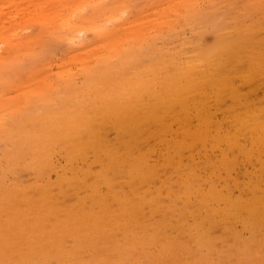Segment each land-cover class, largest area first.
<instances>
[{
    "label": "bare ground",
    "instance_id": "1",
    "mask_svg": "<svg viewBox=\"0 0 264 264\" xmlns=\"http://www.w3.org/2000/svg\"><path fill=\"white\" fill-rule=\"evenodd\" d=\"M194 1L168 0L130 12V18L120 17L127 12L128 0H0V70L25 67L22 58L26 57L29 67L40 70L31 75L38 87L34 98L30 92L0 98L2 153L9 169L0 178V264H264V219L258 222L259 217L264 218V188L258 183L249 187L251 200L229 197L228 206L221 211V218L229 217L231 223V219L240 218L251 232L248 239L241 231L217 233L215 228L225 227V223L214 226L210 222L203 235L185 220L191 213L199 221L202 215L198 211L203 207L209 215L220 210L214 203L221 193L201 188L202 178L193 179L190 167H181L176 159L192 146L195 110L200 114L214 108L209 115L226 111L234 122L231 130L217 123L220 133L228 132L224 134L228 145L220 151L224 159L229 158L228 148L246 151V136L248 140L256 138L260 145L252 153H264V105L253 106L251 98L258 87L241 88L252 87L256 77H264V50L259 45L244 50L245 36L252 28L224 25L214 44L193 42L195 49L191 50L170 49L163 43L166 30L161 28L173 17L170 14H179L192 24ZM249 4L254 10L261 7L254 0ZM34 24L40 27L31 33L28 28ZM26 29L29 31L24 34ZM89 33L93 37H88ZM46 34L61 36L72 49V53L67 50L72 56L58 65L54 80L42 74L53 65H42L44 59L38 58L46 53L41 48L46 46L42 45ZM243 54L250 57L245 68L237 60ZM131 67H140L134 76L128 70ZM78 72H89L84 84L74 83ZM208 83L211 85L206 86ZM201 93L204 102L192 111V99L197 100ZM228 93L231 102L226 104ZM3 104L9 105L14 115L5 119ZM35 104L42 111L30 114ZM177 104L183 108L177 110ZM151 118L162 127L158 134L169 131L170 120L180 121L175 137L164 141L160 152L162 164L169 168L168 182L164 176V185L154 188L148 187L153 178L161 177L159 166L149 162L147 152L134 151L131 138L132 123ZM198 121L201 129L197 133L210 132L209 118ZM115 122L127 123L121 138L101 137L100 126ZM157 140L163 141L161 137ZM219 142L214 137L211 143ZM57 148L65 154L71 175L60 173L52 181L49 173L56 165ZM90 157L100 169L90 166ZM7 173L13 177L8 179ZM103 184L109 186L107 196L115 202L109 209L100 200L105 194L98 192ZM162 188L175 195L176 215L156 222L149 216L146 223L139 224L134 219L139 207L131 198L138 197L142 207L151 199L163 202ZM68 189L76 195L69 208L57 197H64ZM244 205L249 206L245 214L241 210ZM115 225L128 232L124 242H117ZM100 235L110 237L109 241H92ZM232 238L236 245L230 243Z\"/></svg>",
    "mask_w": 264,
    "mask_h": 264
},
{
    "label": "rangeland",
    "instance_id": "2",
    "mask_svg": "<svg viewBox=\"0 0 264 264\" xmlns=\"http://www.w3.org/2000/svg\"><path fill=\"white\" fill-rule=\"evenodd\" d=\"M166 1L168 0H128V6L125 5V10H127V12L123 13L120 17L129 15V17L131 18L133 14L139 12L143 8H153V6L156 7L160 3H165ZM249 1L252 2V0H223V1L214 0L211 3H209V1L207 2V0H195L192 4V15H193L192 24L185 22L184 19H181V17L178 16L179 14H174V13L170 14V16H173V17H169V19L171 20L169 19L164 20V22L165 21L167 22V20H169L170 24L167 22L165 26L164 25L163 27L161 26L162 27L161 30H166L163 33L165 34L163 35V43L166 46H170V49H174L172 47H175L177 50L195 49L193 42L195 43L197 42L196 45L211 46L216 41L218 31L222 26L230 25L229 27L231 26L233 27L240 24V25H246L248 26V28H252V30L250 29L248 30L247 36H245V38H247L244 43L245 52L250 51L255 45L261 46V49L264 50V0H254L257 4L261 6L258 10H254L249 4ZM130 12L133 14H130ZM118 13H121L120 9ZM124 20L126 19L124 18ZM220 21L223 22L225 21V22L223 23ZM219 22L221 23L220 25ZM226 22H228V24ZM255 24L258 25L253 27ZM218 25L220 27H218ZM39 27L40 26L38 24H34L31 28H28L30 31L26 29L24 31V34L25 32L28 31L33 32L35 28H39ZM227 30L230 31V29ZM31 33L30 34L27 33V34L31 35ZM87 35L88 37H93L91 36L92 33H89ZM43 36L44 35H42L41 37ZM45 36L46 39L43 37V41H42L44 42L45 39V44L42 45L43 46L46 45V46L41 48H44L43 51L46 53L44 54L41 53L40 55L41 57L39 56L38 58L44 59L42 65H49V64L53 65L49 71L43 72L42 74L47 75L48 80H54L53 75L57 70H59L58 68L60 67L58 65L62 64L64 60H68L72 56L70 54L72 49L70 43L68 44L67 41L59 35L46 34ZM259 40L261 43L258 42ZM45 48L47 51L45 50ZM67 50H70V52L67 53ZM45 57L47 58L45 59ZM239 58L237 60L239 61L240 66L245 68L249 62L250 57L243 54ZM29 61L30 60L27 57L22 58V62L27 63L25 67L15 68L14 70H9V69L0 70V98L3 96L6 97L25 96V93L27 92L32 93V96H30L31 98L35 97L36 94H34V91L38 89V87L36 86L34 77H32L31 75L33 73L36 74L39 73L40 70L35 71L33 69H37L36 67L34 68L29 67V63H28ZM69 65L72 66V70L74 71L76 70V67L74 66V62H70ZM44 69H48V68H44ZM139 69L140 67H131L128 70H131L130 75L134 76L136 71H138ZM78 73L80 75H78ZM78 73L75 77L77 76L79 77H77L78 79L75 78L74 83L77 82L76 84L78 85L84 84L85 76L89 72H83V75L80 72ZM256 78L257 79L255 80L252 87L248 85H243V87L241 86L243 91H247L250 88L254 89L258 87V90L256 92L252 91L251 93V98L254 99L255 101L253 106H257L259 103L264 105V98H261L263 97L264 94V77L258 76ZM205 85L208 86L211 84L208 83ZM92 88H94V86ZM201 97H202V93L201 95H199V97H196L197 100L192 99V111H194L195 108L200 107L199 104L204 102L201 100ZM213 101H215V98H213ZM230 102H231L230 94L228 93L226 104ZM3 105L2 106L7 108L8 110L7 111L6 109H3L5 110L4 113H6L4 114V118L6 119L7 115L9 116L15 111L10 110L12 108L7 104H3ZM36 105L39 104L34 105L35 109L33 108L30 114H34L36 112L42 111V108L41 107L39 108ZM182 108H183L182 104L176 105L177 110H181ZM210 111L214 112V108L208 109V113ZM157 113L158 111L154 109V114L157 115ZM208 113L202 111L199 114L198 111L196 110L194 111V113L192 114L193 116L192 146L187 148L188 153H185L184 150L182 156L180 158L176 157V159L177 161H179L178 163L181 167L184 168L190 167V170H192L193 179H195L198 176L202 178L203 181L201 184L202 185L201 188L208 190L210 192L214 190V192L219 191L221 193V198L214 203L216 209H220V210H216L217 213H215L214 215H209L207 213L208 212L207 208L203 207L202 210L198 211L200 215H202V218H200L199 221L198 218L196 216L194 217V215H192L191 213L185 216V220L189 225L195 224L197 228V232H201L203 235H204L203 229L206 226H208L210 222H212L214 226L225 223L226 224L225 227L218 226V228H215L217 233H219L220 235H224V234H231L228 231H232V230L234 231V233L241 231L242 237L248 239L250 237L251 232H249V229L244 226L242 221H240V218L238 220L231 219L233 220V222L231 223L229 220H227L229 219V217L226 220H224V218H221L222 217L221 211L224 209L223 207L228 206L229 197L235 200V198L240 196L242 200H251L252 193L249 191V187H251L253 184L258 183L259 187L264 188V168L262 170V164L264 163V153L260 155H258V153H254L257 150V148L259 149L258 146L260 145H257L258 141L256 140V138L249 136L252 139L248 140V136H246V144H247L246 151L243 152L228 148L229 158H226L227 160L224 159L223 156L220 154V151L223 150L228 145L226 141L227 138L224 139V134L228 132L220 133L217 129L218 128L217 123L220 122L219 124H221L222 129L230 128L231 130L234 128L233 126L234 122L228 118L229 115L226 111L224 113L216 112L211 115H209ZM199 118L200 120L203 118H209L211 120V123H207V125L210 127L209 129L210 132L207 131L206 133L203 134L196 132L198 128L201 129V126L198 121ZM117 121L119 120L117 119ZM126 124L127 123H123V122L103 124L102 126H100L101 129L99 133H102L101 137L105 139L117 140L119 139V136L121 138L120 134L123 133L124 129L126 128L125 127ZM169 124H170L169 131L158 134L159 130H161L162 127L160 128V124L156 119L151 118L145 123H141V122L132 123L133 133L131 135V138L133 139L132 142H134L135 144L133 150L139 152H147L149 158H151V161L149 162L152 165L159 166V170L161 172V177L153 178L152 185L149 186L148 188H154L152 186L163 184L164 176L167 177V182H168L169 168L165 164H162V157H160V152H162L164 141L166 142L171 141V138L175 137V133L180 127V121L170 120ZM159 137H161L163 141H158L157 138L159 139ZM214 137H218L220 139L218 145L216 144L213 145L211 143L214 140ZM4 149H5V141L1 140V136H0V178L4 175V173L7 170H9L7 159L2 153ZM252 149L254 150L253 153H252ZM190 151L192 154V158L188 157ZM54 160L56 165L54 168H52V170L49 173L50 180L55 181L60 173H63V175L66 176L71 175V171L69 169L66 156L61 149L57 148L54 151ZM88 160L90 166H92L94 170L100 169V164L94 162L92 157L88 158ZM76 164L78 166L80 165V167L82 166L81 162H76ZM218 164L221 165L217 168L212 167L213 165H218ZM22 168H23L22 164H19L18 170H20V172ZM194 174H196L197 176ZM6 176L8 179H11L13 177L11 173H7ZM108 189L109 186L103 184L100 185V190H98V192L101 191L106 196V198L100 199L104 201V206L106 207V209H109L108 208L109 206L115 204V202H113V198H109L107 196ZM68 190L70 191L63 194L64 197L63 196H57V197L61 199L62 201L61 204L63 205L65 204V206L69 208L73 204H75L76 195L73 192L74 188L73 190L71 189ZM162 190H163V195L165 197L163 198V202H161L157 198L151 199L147 201V206L145 207L139 205L140 199L138 197L131 198L132 199L131 202L137 203L140 209V210L138 209L137 217L134 218L139 224L143 225L144 223H146L147 222L146 220L149 216L152 218L154 222H156V220H163L164 217L170 218L171 214L174 216L176 215L175 211L173 210L175 195L172 192H166V189L164 188H162ZM123 197L124 195L122 196V198ZM194 198L195 196L193 194L192 200H194ZM206 202L207 201H203L204 204ZM231 203L235 204L234 201H231ZM98 206L100 208L102 207V205L101 206L98 205ZM168 206L170 208H168ZM95 209H98V207L96 206ZM111 209H113V207ZM142 209L144 210L142 211ZM248 209L249 206L244 205L241 210L245 214L246 210ZM259 219H264V218L259 217L258 222ZM115 226H116L115 227L116 230H118L119 233L117 235V242H124L127 238L128 232L125 233L118 227V225ZM135 228H138V226ZM109 239L110 237L100 235V236H96L95 238H92V241L100 242V244H106V241H109ZM230 243L236 245V238L230 239Z\"/></svg>",
    "mask_w": 264,
    "mask_h": 264
}]
</instances>
